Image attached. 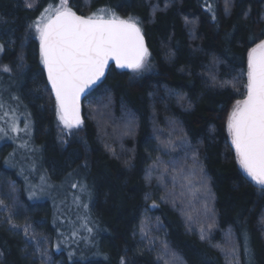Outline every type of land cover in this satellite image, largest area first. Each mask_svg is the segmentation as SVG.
Listing matches in <instances>:
<instances>
[{"label":"trees","instance_id":"trees-1","mask_svg":"<svg viewBox=\"0 0 264 264\" xmlns=\"http://www.w3.org/2000/svg\"><path fill=\"white\" fill-rule=\"evenodd\" d=\"M51 1L0 0L3 60L22 52L13 80L28 83L21 96L45 169L53 179L85 174L98 231L89 246H75L87 241L70 237L75 220L59 219L55 201H29L0 148V264H264V188L241 168L226 127L246 94L248 53L264 40V0H69L83 16L110 6L133 17L152 67L139 75L112 66L84 99V124L68 133L57 127L56 99L23 31ZM108 97V111L127 112L135 126L125 155L115 141L101 142L92 118L93 104ZM72 209L79 217V206L63 211ZM202 234L222 235L221 243L213 248ZM233 245L235 261L225 256Z\"/></svg>","mask_w":264,"mask_h":264},{"label":"snow or ice","instance_id":"snow-or-ice-1","mask_svg":"<svg viewBox=\"0 0 264 264\" xmlns=\"http://www.w3.org/2000/svg\"><path fill=\"white\" fill-rule=\"evenodd\" d=\"M225 11H228L227 4ZM34 27L41 63L55 94L57 115L66 128L82 124L81 94L104 76L109 61L133 71L146 67L148 49L133 17L121 19L104 8L81 16L68 6V0H59L58 6L49 5L45 9V15ZM247 67L245 97L233 106L226 127L241 168L264 188V40L250 49ZM2 70L10 71L7 66ZM71 187L78 185L73 183ZM75 199L78 198L74 202ZM225 256L235 261L236 246L230 247Z\"/></svg>","mask_w":264,"mask_h":264},{"label":"rangeland","instance_id":"rangeland-1","mask_svg":"<svg viewBox=\"0 0 264 264\" xmlns=\"http://www.w3.org/2000/svg\"><path fill=\"white\" fill-rule=\"evenodd\" d=\"M29 4L31 5V7H34L35 5V3L31 2L27 3L26 5L28 6ZM49 5L58 6L59 1L48 4L31 25L30 32L34 34L36 38H38V33L36 32L34 25L39 22L43 15H45V9L48 8ZM102 8L107 9L106 6H102L89 13V15L97 12L98 9ZM111 13H115L116 16L120 17L116 12ZM140 28L141 30H143L141 26ZM151 67L152 63L150 61L149 53L146 60V67L142 70H139V75L146 74ZM7 93L16 94L18 93V91L11 88V90H8ZM7 93L6 96H8ZM9 99L13 102L17 101L12 95H9L8 97H6V100H4L3 103H8ZM2 100L3 99H1V101ZM93 105L94 107L92 109V118L98 124V133L101 142H105L109 139L115 141L116 144H118L121 148V154L125 155L127 153V150H124L123 142L125 139H128L131 136L133 137V132L135 130L132 118L128 115L127 112H125L124 115L119 118H116L115 115L113 116L108 111L111 105L109 97L105 100L102 98L98 99L97 103H94ZM2 108L5 110V112L8 111L7 109H9L8 107H6L7 109H5L4 107ZM12 111H8L7 115H0V146L4 144L13 145V148H10L5 158V167L10 170H14L17 174L20 175L25 184L26 196L30 201L40 202L44 200H52L57 202V204L59 205L58 207L62 210H64L65 206L69 207V205H72L73 207L79 206L81 213L79 214V217L75 219V223H72L74 228H72L70 231V237L75 238L80 234L85 238V240H87V242H91L98 229L95 225L92 224V220L89 216V193L91 194V190L86 183L85 174H81L79 177L74 179L78 187L77 191L73 195L64 193L63 186L65 184H62L63 186L58 187H54L53 185H51L52 181L47 178V173L45 170V159L43 156L44 147L42 145L34 144V120L33 117L30 116V111H27L26 114L22 111H20L19 113L15 112L14 110ZM56 120L58 129L64 130L65 133L76 129L66 128L59 120L58 115L56 117ZM170 126L172 127V124L169 123V127ZM19 131H21V134H19ZM150 178H152V176ZM80 185H82L83 188H81ZM74 198L78 199H75L74 202ZM188 225L190 226L191 224L189 223ZM89 229H91V231H89Z\"/></svg>","mask_w":264,"mask_h":264},{"label":"bare ground","instance_id":"bare-ground-1","mask_svg":"<svg viewBox=\"0 0 264 264\" xmlns=\"http://www.w3.org/2000/svg\"><path fill=\"white\" fill-rule=\"evenodd\" d=\"M59 1V0H58ZM58 1H56V2H58ZM52 2H55V1H51L50 3H52ZM49 3V4H50ZM31 8H34V7H31ZM45 8V7H44ZM44 8H42L41 9V11L44 9ZM107 9H109L110 10V12H115L114 11V9H112V8H110V6H108L107 7ZM41 11H40V13H41ZM121 19H127V18H124V17H120ZM36 19H34V20H32V21H30L28 24H27V22H26V24H25V26H24V29H23V31L25 32V45H26V43L27 42H29L30 41V39H31V35H30V33L28 32V30H30V27H31V25L34 23V21H35ZM138 24V23H137ZM139 25V24H138ZM23 32V33H24ZM0 45H2L3 46V49H5V52H6V50H7V45H6V43L4 42V40H2V39H0ZM20 50V49H19ZM19 50L17 51V53H16V56L15 57H17L18 59H16V58H14V59H10V62H9V64L7 65V67L10 69V71H8V72H5L4 71V73H5V75L6 76H2L3 78H2V82H1V85H0V104H2L3 105V107L4 108H6V107H8L9 109H7L8 111H12V110H14L15 112H20V111H22V112H24L25 114H26V112L27 111H29V106L27 105V103L25 102V100L22 98V90L21 89H23V90H26L27 89V87H28V83H23L21 86H20V88H19V84L18 83H16L15 82V80H13V79H15V77H14V75L12 74V73H14V71H12L13 70V67H14V65L15 66H19V65H21V62L22 63H25L26 62V60H25V58L24 57H22V55H21V53L19 52ZM21 61V62H20ZM117 70H119V69H117ZM121 71V70H120ZM131 71H133V70H130V72ZM139 73H140V71H139ZM12 78V79H11ZM11 88H13V89H15V90H17L18 91V93H16V94H14V93H10V94H8L7 93V91L8 90H11ZM42 89H43V87H42ZM41 89V90H42ZM43 91V90H42ZM6 93L8 94V96L9 95H12L13 97H14V99H16L17 101L16 102H13L12 100H8V103H3L4 102V100L6 99V98H4L2 101H1V99L4 97V96H6ZM43 93V92H42ZM8 96H6V97H8ZM3 108H0V115H2V116H4V115H7V112H5V110H4V112H3ZM13 112V111H12ZM30 116H31V114H30ZM56 117H57V115H55V119H56ZM83 117H84V122H85V116H84V114H83ZM57 121V120H56ZM84 124V123H83ZM22 131V130H21ZM21 131H19V134H21ZM34 133H36V129H35V127H34ZM34 144H36L35 143V141H34ZM36 145H40V144H36ZM3 147H5V150H6V152H5V155H4V158H3V163H5V158H6V156H7V154H8V151H9V147L10 148H13V145L12 144H4V145H2V146H0V148H3ZM44 152V151H43ZM45 154V153H44ZM44 154H43V156H44ZM26 156H28V155H26ZM4 167H5V165H4ZM6 168V167H5ZM8 169V168H7ZM73 169V168H72ZM10 170V169H9ZM46 170V169H45ZM14 171V170H13ZM15 172V171H14ZM16 173V172H15ZM46 173H47V178L49 179V180H51L52 181V183H51V185H53L54 187H58V186H63L62 184H65L64 186H63V190H64V193L65 194H69V195H73V194H75V192L77 191V188H72L71 187V185L73 184V183H75L76 184V181L74 180V179H76L77 177H79V176H76V174L75 173H70L69 175H66L64 178H63V176L61 175V176H57L55 179H53V178H51L50 177V173H49V171L48 170H46ZM16 175H17V177L18 178H20L21 180H22V178L20 177V175L19 174H17L16 173ZM66 183H67V185H66ZM86 183H87V185L89 186V188H90V190H91V187H90V185H89V183H88V181L86 180ZM28 198V197H27ZM29 200V199H28ZM30 201V200H29ZM32 202V201H31ZM18 208H20V209H23L24 207L21 205L20 207H18ZM77 216H78V213H76L75 212V210H70V211H63L62 209H60V211H59V214L57 215V217H59V219H61V220H63V219H65V218H70V219H77ZM28 221V220H27ZM205 223H206V228L207 227H210L212 224H213V221L212 220H205ZM61 227V226H60ZM60 234L61 235H65V234H67V233H65L64 232V230H63V227L60 229ZM218 237H215V236H212V237H210L209 235H207V236H204V238L203 239H201L202 241H204V242H207V244H209V245H211V246H213V248L215 247V245L217 244V243H221V240H222V235L220 236V235H217ZM212 239H215L216 241H212ZM86 244V247L87 246H89V244H91L89 241L87 242V241H85V243H80V242H75V246H80V245H85ZM154 254H153V258L154 259H156V260H159L160 259V255H161V251L160 250H154V252H153Z\"/></svg>","mask_w":264,"mask_h":264},{"label":"flooded vegetation","instance_id":"flooded-vegetation-1","mask_svg":"<svg viewBox=\"0 0 264 264\" xmlns=\"http://www.w3.org/2000/svg\"><path fill=\"white\" fill-rule=\"evenodd\" d=\"M28 32L30 33V35H31V39H30V41L29 42H33L34 43V46H35V57H36V61H37V65H38V67H39V69H40V71L42 72V74H43V77H44V79L46 80V77H45V71H44V66H43V64L41 63V57H40V51H39V39L38 38H36V36H34V34H32L31 32H30V30H28ZM29 42H27V43H29ZM26 43V44H27ZM4 53H5V49H3V50H0V85H1V82H2V76H6L5 75V73H4V71L2 70L3 69V67L4 66H7L8 64H9V62H10V60L8 61V62H5L3 59H4ZM14 58H16V59H18L17 57H14ZM13 58V59H14ZM21 62V61H20ZM24 63H22L21 62V65H19V66H15L14 65V67H13V70L12 71H14V73H12L13 75H14V77L16 76V72H17V70L19 69L18 67H22V65H23ZM12 79V78H11ZM47 81V80H46ZM4 98H6L5 96L2 98V99H4ZM6 100V99H5ZM5 109H7V108H5ZM18 113V112H17Z\"/></svg>","mask_w":264,"mask_h":264},{"label":"water","instance_id":"water-1","mask_svg":"<svg viewBox=\"0 0 264 264\" xmlns=\"http://www.w3.org/2000/svg\"><path fill=\"white\" fill-rule=\"evenodd\" d=\"M74 12H75V11H74ZM76 13H77V12H76ZM77 15H80V14L77 13ZM81 16H83V15H81ZM141 33H142V35H143V37H144V43H145V46H146V48H147L148 51H149V47H148V44H147V40H146V37H145L144 33L142 32V30H141ZM112 66H114L116 69H119V70H121V71H130V70H132V69H129V68H121V67L117 66L116 63H115V61H109L108 67L105 69V74H104V76L101 77V79H100L99 81H97L94 85H92L90 88L86 89V90L84 91V93L81 94V97H80V116H81L82 124L84 123V117H83V114H84V110H83V102H84V99H85L86 95L88 94V92H89L90 90H92L93 88H95L96 86H98V85H99V84H100V83L106 78V76H107V74H108V72H109V70H110V68H111ZM44 71H45V77H46V80H47V82H48V79H47V72H46L45 69H44ZM48 83H49V82H48ZM49 85H50V83H49ZM50 87H51V85H50ZM53 94H54V92H53ZM54 96H55V94H54ZM82 124H81V125H82Z\"/></svg>","mask_w":264,"mask_h":264}]
</instances>
